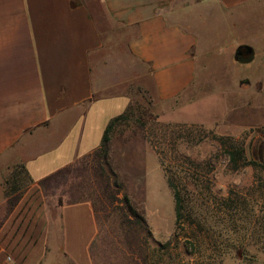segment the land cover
I'll return each mask as SVG.
<instances>
[{"label": "crops", "instance_id": "0c3cea01", "mask_svg": "<svg viewBox=\"0 0 264 264\" xmlns=\"http://www.w3.org/2000/svg\"><path fill=\"white\" fill-rule=\"evenodd\" d=\"M262 5L264 0H0V264H89L97 233L92 205L48 195L58 178L51 176L99 146L107 122L132 102L135 90L165 103L197 78L206 49L178 19L181 11L234 18L236 29L247 11ZM257 40L239 37L219 50H264V35ZM121 48L131 64L146 67L149 82L144 76L135 87L132 72L118 71ZM21 165L25 185L6 194V181Z\"/></svg>", "mask_w": 264, "mask_h": 264}, {"label": "rangeland", "instance_id": "374dc122", "mask_svg": "<svg viewBox=\"0 0 264 264\" xmlns=\"http://www.w3.org/2000/svg\"><path fill=\"white\" fill-rule=\"evenodd\" d=\"M202 11L189 7L177 16L184 25L191 26L198 36L200 48L206 49L198 57L197 78L172 101L160 103L152 92L135 90L131 103L158 121L197 123L218 134L243 137L247 158L264 164V66L259 64L264 59V50L252 47V53L244 54L241 61L235 58V50L230 55L219 50L239 37L255 41L263 36L264 5L247 11L239 20L241 26L236 29L234 18L205 15ZM117 52L118 71L125 70L127 75L132 72L136 87L145 76L146 67L137 60L131 64L122 48ZM145 79L146 76L143 81L149 82ZM112 106L118 107L117 104ZM109 145L108 163L118 187L111 180L107 186L94 173L91 163L72 162L65 175L49 184L48 195L62 194L65 201L85 199L92 205L97 233L90 244L89 264H145L148 261L153 264L151 252L167 241L173 231L172 191L158 156L138 122L118 125ZM84 148L83 143L81 149ZM181 151L203 158L213 152V147L209 144L191 148L181 146ZM213 177L214 191L222 196L229 189L244 191L251 186L253 171L251 167H245L230 172L219 160ZM11 180L12 176L6 187L13 184ZM19 183L24 186L25 179L17 185ZM124 195L144 218V224L128 213ZM250 238L256 239V243L246 246L243 257L226 255L222 264H264V243L259 242L255 234ZM170 250L175 252L181 248ZM146 255L149 257L144 261ZM179 259L178 264L192 261L190 255ZM159 262L165 264L166 257Z\"/></svg>", "mask_w": 264, "mask_h": 264}, {"label": "trees", "instance_id": "16d2710c", "mask_svg": "<svg viewBox=\"0 0 264 264\" xmlns=\"http://www.w3.org/2000/svg\"><path fill=\"white\" fill-rule=\"evenodd\" d=\"M132 121L139 123L155 150L174 201L173 231L167 241L151 252L153 264H160L164 256L165 264H178L184 255H190L192 261L183 264H222L226 255L243 257L246 246L256 243V239L250 238L254 234L264 243V164L247 158L243 137L218 134L197 123L158 121L130 103L109 120L99 146L73 162L91 163L94 173L107 186L111 180L118 187L108 163L109 144L114 129ZM201 144H209L213 152L196 158L181 151V146L191 148ZM219 160L230 172L251 167L252 185L244 191L229 189L226 195H217L213 173ZM70 166L72 163L51 177L65 175ZM26 174L23 165L16 166L12 173L13 184L5 188L6 194L23 187L17 184L23 178L26 181ZM123 199L128 213L144 224V218L126 195ZM179 248L181 250L175 252L170 250ZM147 257L144 256V261Z\"/></svg>", "mask_w": 264, "mask_h": 264}, {"label": "water", "instance_id": "95a60500", "mask_svg": "<svg viewBox=\"0 0 264 264\" xmlns=\"http://www.w3.org/2000/svg\"><path fill=\"white\" fill-rule=\"evenodd\" d=\"M251 53H252V48L248 45H244L236 48L234 56L237 60L241 61L244 54H251Z\"/></svg>", "mask_w": 264, "mask_h": 264}]
</instances>
